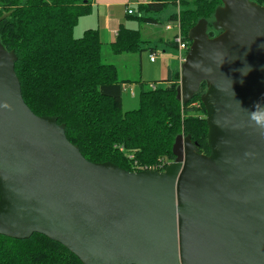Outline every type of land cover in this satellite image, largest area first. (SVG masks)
Returning a JSON list of instances; mask_svg holds the SVG:
<instances>
[{
  "label": "water",
  "instance_id": "water-1",
  "mask_svg": "<svg viewBox=\"0 0 264 264\" xmlns=\"http://www.w3.org/2000/svg\"><path fill=\"white\" fill-rule=\"evenodd\" d=\"M220 1L213 31L187 34L177 92L206 83L209 153L178 135L163 172L86 161L25 105L0 45V235L44 234L81 264H264V129L248 111L264 103V7Z\"/></svg>",
  "mask_w": 264,
  "mask_h": 264
},
{
  "label": "trees",
  "instance_id": "trees-1",
  "mask_svg": "<svg viewBox=\"0 0 264 264\" xmlns=\"http://www.w3.org/2000/svg\"><path fill=\"white\" fill-rule=\"evenodd\" d=\"M89 1L0 0V17L10 12L0 22V45L16 56L14 73L25 105L35 116L52 117L64 125L67 141L90 163H111L133 172V162L118 151L120 146L131 151L141 167L163 161V172L174 160L171 150L178 135L189 137L199 154L208 155V125L201 103L206 83L183 103L176 73L170 86L143 88L138 107L123 112V82L118 81L116 68L101 60L98 32L87 30L80 38L73 37L78 19L90 10ZM250 1L264 7V0ZM163 5L139 6L135 19L152 22L143 13L160 11ZM221 5L220 0L179 1L181 35L189 46V30L205 20L212 31L215 9ZM141 43L138 30L121 27L110 49L116 55L136 53ZM0 264L81 262L60 243L34 233L25 239L0 235Z\"/></svg>",
  "mask_w": 264,
  "mask_h": 264
},
{
  "label": "crops",
  "instance_id": "crops-1",
  "mask_svg": "<svg viewBox=\"0 0 264 264\" xmlns=\"http://www.w3.org/2000/svg\"><path fill=\"white\" fill-rule=\"evenodd\" d=\"M179 1L177 7H175L173 11L167 10L166 8L167 4H173L172 1L168 0H90V10L88 14L81 16L78 19L77 24L73 29V37L80 38L87 30L97 31L99 41H101V60H103L104 55L106 57L111 56V58H117L114 56H118L119 59L115 60H120V58L123 56V54H113L110 49L111 45L115 42L117 33L121 27L131 30H138L140 31L141 37H143L142 33L144 32L146 38L153 39L152 42L144 40L149 46V55L147 56V59H145L143 55L140 54L141 51H139L136 52L140 54L139 57H137L135 61L132 59L130 60V62L134 64L132 67L133 74L129 73L127 75L125 74V70H120L122 78L120 80L118 79V81L123 82V91H125L127 88L129 90L128 96L125 97L127 99L126 102L133 104L135 103L137 88L139 94L143 88L150 89L149 86L151 84H155V82V85L157 87L170 86L172 84V81H170L171 78L176 73L180 74L181 68L178 62L176 65L175 62H173L175 60L174 57L170 52H168V50H166L167 48H169L176 52V45L173 42L176 30L174 28L172 17L177 15L180 11ZM150 4H164L162 10L157 12L156 10H151L149 13H153L152 16H145L146 18L153 19L154 21L146 22L143 24V22H139L138 20H136L135 18L138 15L137 8L139 6ZM127 10H132L133 14H127ZM159 15L163 16V20L161 22L162 27L165 31L163 34L157 33L154 29L155 26L159 24V20L157 18V16ZM168 26L170 27V29H167ZM171 32H173V35L169 36L167 33ZM149 43H157L163 45L164 48L162 49V55L156 56L155 46L151 47V44ZM102 49L105 50L104 55H102ZM106 50L111 54L106 52ZM151 55H154V61H151ZM111 58L110 65H113L116 68L118 76L119 68H117ZM105 64L109 63L105 62ZM120 64L122 65L124 64V62L120 61ZM129 75L138 77V80L130 81ZM153 78L157 79V81L152 80ZM144 86H146V88ZM122 102L123 96L121 97V104Z\"/></svg>",
  "mask_w": 264,
  "mask_h": 264
},
{
  "label": "rangeland",
  "instance_id": "rangeland-1",
  "mask_svg": "<svg viewBox=\"0 0 264 264\" xmlns=\"http://www.w3.org/2000/svg\"><path fill=\"white\" fill-rule=\"evenodd\" d=\"M181 2H185V1H187V2H191L192 0H180ZM175 7H177V4L175 3H173V4H167V6H166V8H167V10H173L174 11V8ZM180 12V11H179ZM144 14V13H143ZM152 14L153 13H148V14H144V16H147V17H149V16H152ZM137 17V16H136ZM157 18H158V22H159V24H157L156 26H155V31L157 32V33H164L165 31H164V29H163V27H162V20H163V16L162 15H159V16H157ZM213 31V30H212ZM142 32V31H141ZM217 32H220V31H217ZM139 33H140V31H139ZM216 33V32H215ZM169 36H171V35H173V32H171V33H167ZM142 35H143V37H141V41H142V43L140 44V49H139V51H141L140 52V54L141 55H143V57L145 58V59H147V56L149 55V46L146 44V40L147 41H150V42H152V40L153 39H148V38H146V35H145V33L143 32L142 33ZM145 40V41H144ZM144 41V42H143ZM149 44H151V43H149ZM151 47H154L155 46V51H156V56H161L162 55V49L164 48V46L163 45H160V44H157V43H154V44H151L150 45ZM166 50H168V52H170L171 54H172V56L174 57V61L173 62H175V64L177 65V61H176V56H177V52H174L172 49H169V48H167ZM106 52H108L109 54H111L109 51H107L106 50ZM105 54V50L104 49H102V55H104ZM139 53H134V54H123V56L122 57H124V58H120V60H115V59H119L118 58V56H114V57H117V58H111V56H108V57H106L105 55H104V57H103V60H102V62L105 64V62L106 63H111V61H110V58L113 60V62H114V64L117 66V68H119V71H118V79L120 80L121 78H122V75H121V73H120V70H125V74H133V70H132V67H133V63H131L130 62V60L132 59V60H136L137 59V57H139V55H140ZM113 55V54H112ZM106 60H109V61H106ZM120 61H123L124 62V64H120ZM126 61V62H125ZM146 61V60H145ZM124 65H125V67H124ZM130 77V81H137L138 79V77H134V76H131V75H129ZM152 80H154V81H157V79H155V78H153ZM159 80V79H158ZM155 84H156V82H155ZM145 88H146V86H144ZM128 92H129V90H128V88L125 90V91H123V94H121L122 96H123V102H122V111L123 112H126V111H130V110H134V109H136L137 107H138V88H137V90H136V97H135V103L133 104V103H128V102H126V96H128ZM124 99H125V101H124Z\"/></svg>",
  "mask_w": 264,
  "mask_h": 264
},
{
  "label": "built area",
  "instance_id": "built-area-1",
  "mask_svg": "<svg viewBox=\"0 0 264 264\" xmlns=\"http://www.w3.org/2000/svg\"><path fill=\"white\" fill-rule=\"evenodd\" d=\"M178 1L179 0H177V4H178ZM127 14L131 15V14H133V11L127 10ZM173 24H174V28L176 30L173 42L176 45L177 62L181 68V66L185 62V57H186V53H187L186 51H188V49H189V44L187 41L184 40L183 36L181 35L178 15L175 18V20H173ZM167 29H170V27L168 26ZM150 59H151V61H154V55H151ZM149 88L151 90H155L157 88V86L155 84H151L149 86ZM117 149L120 153L126 154L128 159L133 162V169H134L133 172H139V171L160 172V169H163V167L165 166L164 162L161 161V162H159V164H157L156 166H153V167H141L138 165L137 161L135 162L134 156L132 155L131 151H126L123 147H120V146H118Z\"/></svg>",
  "mask_w": 264,
  "mask_h": 264
},
{
  "label": "clouds",
  "instance_id": "clouds-1",
  "mask_svg": "<svg viewBox=\"0 0 264 264\" xmlns=\"http://www.w3.org/2000/svg\"><path fill=\"white\" fill-rule=\"evenodd\" d=\"M246 67L248 68V71L251 70L250 67ZM247 72L242 70V74L244 75H246ZM248 111L250 122H252L257 128L264 129V103H256L253 108Z\"/></svg>",
  "mask_w": 264,
  "mask_h": 264
}]
</instances>
